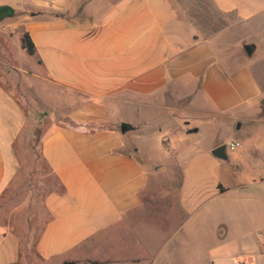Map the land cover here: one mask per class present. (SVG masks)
I'll return each mask as SVG.
<instances>
[{
    "label": "crops",
    "instance_id": "obj_1",
    "mask_svg": "<svg viewBox=\"0 0 264 264\" xmlns=\"http://www.w3.org/2000/svg\"><path fill=\"white\" fill-rule=\"evenodd\" d=\"M211 1L236 19L204 37L169 0H0V199L28 120L3 76L66 99L41 145L61 190L24 239L0 224V264H264V0Z\"/></svg>",
    "mask_w": 264,
    "mask_h": 264
},
{
    "label": "rangeland",
    "instance_id": "obj_2",
    "mask_svg": "<svg viewBox=\"0 0 264 264\" xmlns=\"http://www.w3.org/2000/svg\"><path fill=\"white\" fill-rule=\"evenodd\" d=\"M169 1L177 14L192 23L195 32L204 37H209L222 29L227 20L236 19L234 14L217 10L211 0ZM22 61L30 72L35 71V57L28 55ZM39 72L42 71L39 69ZM3 77L2 81L6 82L13 94L24 103L28 120L14 140L15 170L11 183L7 185L0 199V224L11 223L24 239L28 224L34 233L37 222L40 229L48 218L46 196L52 191L61 190L57 177L41 155V145L47 133L58 125L57 120V124L52 122L60 106L56 100L60 99V103H63L66 99L62 95V89L54 87L45 77L39 78V81H36L33 74L25 76L13 73ZM126 135L130 136L131 132ZM204 142L210 149V141ZM28 254L30 253H26Z\"/></svg>",
    "mask_w": 264,
    "mask_h": 264
},
{
    "label": "trees",
    "instance_id": "obj_3",
    "mask_svg": "<svg viewBox=\"0 0 264 264\" xmlns=\"http://www.w3.org/2000/svg\"><path fill=\"white\" fill-rule=\"evenodd\" d=\"M15 14H16V10L14 7L7 4L0 5V21L5 18L12 17ZM22 45L24 48H26L29 54H34L36 52V45L29 32L24 33L22 37ZM91 263L98 264V262H91ZM63 264H88V263H76L74 261H67L64 262Z\"/></svg>",
    "mask_w": 264,
    "mask_h": 264
},
{
    "label": "water",
    "instance_id": "obj_4",
    "mask_svg": "<svg viewBox=\"0 0 264 264\" xmlns=\"http://www.w3.org/2000/svg\"><path fill=\"white\" fill-rule=\"evenodd\" d=\"M246 50L251 53V50L253 48V45L251 44H248L245 46ZM262 103L264 104V100L262 101ZM130 129V125L127 123V122H123L121 124V131L122 132H126L127 130ZM226 150H227V144H221L219 146H217L213 153L217 156V157H220V158H223V157H226Z\"/></svg>",
    "mask_w": 264,
    "mask_h": 264
},
{
    "label": "built area",
    "instance_id": "obj_5",
    "mask_svg": "<svg viewBox=\"0 0 264 264\" xmlns=\"http://www.w3.org/2000/svg\"><path fill=\"white\" fill-rule=\"evenodd\" d=\"M241 146H242V144L239 141H232L229 144H227V147L230 149H236V148H239Z\"/></svg>",
    "mask_w": 264,
    "mask_h": 264
}]
</instances>
